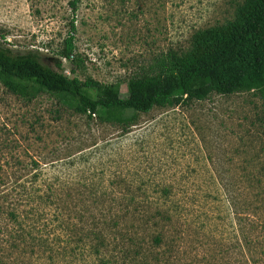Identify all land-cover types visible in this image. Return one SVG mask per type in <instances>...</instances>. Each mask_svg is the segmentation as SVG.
Wrapping results in <instances>:
<instances>
[{
	"label": "rangeland",
	"instance_id": "obj_1",
	"mask_svg": "<svg viewBox=\"0 0 264 264\" xmlns=\"http://www.w3.org/2000/svg\"><path fill=\"white\" fill-rule=\"evenodd\" d=\"M72 1L0 0V42L122 97L154 58L190 50L197 32L230 22L241 3L75 0L73 10ZM72 27L76 62L59 54ZM87 115L0 81V264H123L119 234L147 242L148 264H264L256 92ZM96 233L105 245L98 255Z\"/></svg>",
	"mask_w": 264,
	"mask_h": 264
},
{
	"label": "trees",
	"instance_id": "obj_2",
	"mask_svg": "<svg viewBox=\"0 0 264 264\" xmlns=\"http://www.w3.org/2000/svg\"><path fill=\"white\" fill-rule=\"evenodd\" d=\"M70 6L75 10L76 1ZM73 31L72 27L59 51L60 57L70 62H76ZM60 67V62L56 69L51 67L37 52L16 54L0 42V81L9 91L60 97L74 103L78 113H88V118L97 115L102 119L106 113L121 117L130 110L146 114L157 107L203 101L212 94L252 91L264 101V0H241L233 20L197 32L190 50L168 51L154 58L146 69L128 79L125 97L113 85L69 78L58 71ZM117 239L115 246L121 249L123 264H148L143 253L149 247L147 242L135 241L129 234H119ZM94 240L98 245L93 254L98 255V249L105 246L103 237L96 233ZM161 240L153 237L152 249Z\"/></svg>",
	"mask_w": 264,
	"mask_h": 264
},
{
	"label": "built area",
	"instance_id": "obj_3",
	"mask_svg": "<svg viewBox=\"0 0 264 264\" xmlns=\"http://www.w3.org/2000/svg\"><path fill=\"white\" fill-rule=\"evenodd\" d=\"M64 60H66V59H64Z\"/></svg>",
	"mask_w": 264,
	"mask_h": 264
}]
</instances>
